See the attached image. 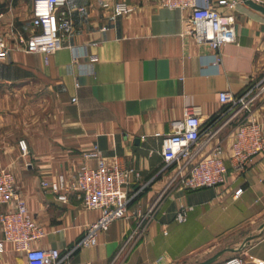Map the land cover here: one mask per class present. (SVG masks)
I'll return each instance as SVG.
<instances>
[{"label":"crops","instance_id":"crops-1","mask_svg":"<svg viewBox=\"0 0 264 264\" xmlns=\"http://www.w3.org/2000/svg\"><path fill=\"white\" fill-rule=\"evenodd\" d=\"M33 1L0 0V34L11 47L0 61V167L12 172L29 212L47 232L35 245L64 255L100 217L74 193L62 202L41 185L61 173L70 181L82 165L95 166L97 157L86 155L95 145L107 164L135 169L126 189L138 193L128 216L102 232L96 246L76 250L70 264H189L260 233L264 220L256 232L247 226L264 216V154L238 169L231 143L241 122L264 127V15L242 0H198L235 14L237 41L215 51L186 34L187 11L161 7L157 0H113L107 7L101 0H67L75 26L67 42L79 57L74 61L66 46L45 62L44 54L26 52L19 40L38 30L30 24ZM114 1L127 2L131 11L116 14ZM89 54L98 60L91 62ZM225 90L247 94L248 106L221 102ZM186 108L219 129L202 154L216 144L224 149L228 174L222 186L190 191L171 182L176 166L165 162L163 140ZM218 192L225 197L215 205ZM187 205L193 209L178 223L175 215ZM216 208L220 216L213 215ZM223 209L237 216L227 218L231 211ZM244 209L246 216H239ZM237 254L243 264L264 263V233L220 260ZM0 264L27 260L5 241Z\"/></svg>","mask_w":264,"mask_h":264},{"label":"built area","instance_id":"built-area-1","mask_svg":"<svg viewBox=\"0 0 264 264\" xmlns=\"http://www.w3.org/2000/svg\"><path fill=\"white\" fill-rule=\"evenodd\" d=\"M101 1L107 7L113 0ZM157 1L161 7L188 12L186 34H190L198 43H208L213 50L219 51L223 45L237 41L234 13H223L215 8L200 6L198 0ZM229 7L233 9L235 3H231ZM113 8L116 14L131 11V6L125 1H114ZM2 17L0 14V19ZM30 24L38 30L27 39L19 37L25 44L26 52L42 53L45 55V62H48L50 54L69 46L73 49L74 61H77V47L67 42L75 29L67 0H34ZM10 51L11 47L5 35L0 34V61L6 58ZM89 59L95 62L98 55L89 54ZM216 60H220L219 56ZM219 98L223 103H230L232 108H246L249 104L247 94L237 97L225 90L220 92ZM172 126L173 133L164 138L161 151L165 162L176 166L171 182H175L181 190L190 191L226 184L228 167L222 146L216 144L202 154L208 141L219 129L213 127L212 123L204 124L192 108H186L184 117L174 121ZM19 145L26 154V141L20 140ZM231 148L234 166L238 169L245 167L255 155L264 154V127L253 120L239 123L234 128ZM86 155L96 156L97 164L82 165L70 181L61 173L56 179L41 182L44 189L55 193L62 202H67L69 194L74 193L85 208L101 211L100 217L88 225L83 237L64 255L58 248H41L35 245L47 232L29 212L12 172L6 167H0V206L6 207L0 211L3 235L0 239V249L3 242H11L16 251L24 253L27 264H70V258L76 250L96 246L102 232L114 221L128 216L129 204L138 193L134 191L131 195L126 189L130 177L136 174L135 169L107 164L97 145ZM242 191V188L237 189L235 196H240ZM155 207L156 203L148 213H152ZM192 209L193 206L188 205L181 207L175 215L176 221L185 223ZM243 263L244 258L237 254L216 264ZM258 264L264 263L259 261Z\"/></svg>","mask_w":264,"mask_h":264},{"label":"water","instance_id":"water-1","mask_svg":"<svg viewBox=\"0 0 264 264\" xmlns=\"http://www.w3.org/2000/svg\"><path fill=\"white\" fill-rule=\"evenodd\" d=\"M246 5H248L249 7H251L253 10L257 11L258 13L264 15V4L256 1V0H242ZM260 233L257 234H250L248 237H246L243 240L242 245H240L239 247H230V246H226L222 249H220L219 251H217L216 253H214L213 255L209 256L208 258L202 260V261H198L195 263H189V264H215L217 263L225 253L229 252V251H236V252H240L246 249V247L251 243V241L255 238H258L259 236H261L264 233V223H262L260 225Z\"/></svg>","mask_w":264,"mask_h":264},{"label":"rangeland","instance_id":"rangeland-1","mask_svg":"<svg viewBox=\"0 0 264 264\" xmlns=\"http://www.w3.org/2000/svg\"><path fill=\"white\" fill-rule=\"evenodd\" d=\"M217 194V197H215L216 198V201L215 202H217V203H215V205H219V203H218V201H221V200H223L224 199V197H225V194H223V193H216ZM223 211L224 212H228V211H231V215H228V216H230V217H227L226 216V214H225V216H224V218L225 217H227V218H232V219H234L237 215L235 214V212H234V210L232 209V210H225V209H223ZM219 209L218 208H216L215 209V212H213V215H215V216H220L219 215ZM244 213L242 214H239V216H246V213H247V209H244V211H243ZM262 217V218H261ZM259 219H253L252 221H249V224H248V226H247V229H250L251 231H254V232H256L257 230H258V227H259V222H261V221H263L264 220V216H261ZM226 219V218H225Z\"/></svg>","mask_w":264,"mask_h":264},{"label":"trees","instance_id":"trees-1","mask_svg":"<svg viewBox=\"0 0 264 264\" xmlns=\"http://www.w3.org/2000/svg\"><path fill=\"white\" fill-rule=\"evenodd\" d=\"M210 123V122H209Z\"/></svg>","mask_w":264,"mask_h":264}]
</instances>
